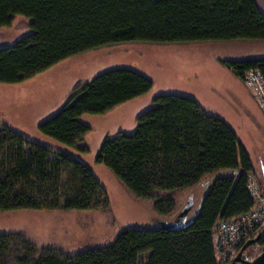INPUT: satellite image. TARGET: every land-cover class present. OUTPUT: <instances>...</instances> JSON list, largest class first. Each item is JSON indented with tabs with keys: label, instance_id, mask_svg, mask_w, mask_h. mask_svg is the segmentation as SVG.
Masks as SVG:
<instances>
[{
	"label": "trees",
	"instance_id": "16d2710c",
	"mask_svg": "<svg viewBox=\"0 0 264 264\" xmlns=\"http://www.w3.org/2000/svg\"><path fill=\"white\" fill-rule=\"evenodd\" d=\"M17 15L29 20L31 31L0 46V83H20L67 58L122 43L264 40V12L257 0H0V28L10 27ZM221 63L241 79L249 68L264 77V58ZM152 85L131 68L102 71L76 84L37 130L86 153L81 143L91 128L81 116L107 113ZM94 159L134 198L152 202L159 219L174 217L178 193L195 190L204 180L210 183L204 191L196 189L197 210L176 229L157 223L126 227L111 244L75 253L38 246L21 232H5L0 233V264H218V222L254 204L246 173L255 175V167L236 132L188 96H156L154 105L136 116L135 130L105 138ZM108 207L107 192L82 155L53 150L0 121V212ZM253 233L240 240L238 251L256 236L245 253L264 248V224Z\"/></svg>",
	"mask_w": 264,
	"mask_h": 264
},
{
	"label": "rangeland",
	"instance_id": "374dc122",
	"mask_svg": "<svg viewBox=\"0 0 264 264\" xmlns=\"http://www.w3.org/2000/svg\"><path fill=\"white\" fill-rule=\"evenodd\" d=\"M257 4L264 12V0H257ZM28 24L26 17L17 15L10 27L0 28V46L11 45L29 33ZM251 58H264V40L122 43L67 58L20 83H0V121L53 150L82 155L109 198V207L105 211L0 212V233L21 232L38 246L75 253L111 244L126 227L155 226L161 219L154 217L152 202L134 198L115 175L94 158L105 138H113L119 131L132 133L136 128V116L152 107L154 98L160 94H179L195 99L232 127L254 166L260 165L261 161L264 163V115L242 79L221 63L227 59ZM118 67L142 73L152 80V88L107 113L82 115L81 121L91 128L81 143L88 147V152L80 153L37 130L40 122L65 103L76 84ZM201 184L196 189H201ZM192 191L195 192L189 189L175 196L177 212ZM261 251L255 246L247 256L252 259Z\"/></svg>",
	"mask_w": 264,
	"mask_h": 264
},
{
	"label": "built area",
	"instance_id": "2783aa9c",
	"mask_svg": "<svg viewBox=\"0 0 264 264\" xmlns=\"http://www.w3.org/2000/svg\"><path fill=\"white\" fill-rule=\"evenodd\" d=\"M242 81L264 115V77L257 68L244 71ZM246 188L253 206L247 212L230 219H221L214 235V249L218 264H231L237 245L242 238L253 233L256 226L264 224V189L254 173H246ZM246 255L243 254V257Z\"/></svg>",
	"mask_w": 264,
	"mask_h": 264
},
{
	"label": "water",
	"instance_id": "95a60500",
	"mask_svg": "<svg viewBox=\"0 0 264 264\" xmlns=\"http://www.w3.org/2000/svg\"><path fill=\"white\" fill-rule=\"evenodd\" d=\"M262 175L264 178V168H262ZM193 209H194L193 197L192 194H189L185 204L180 208V210L174 215V217L171 220H163V219L158 220L157 225H159L160 228L167 230H172L181 227L186 223ZM257 239L258 237H255L245 242L244 245L237 252L236 256L233 258L231 264H264V248L256 257L252 259L243 257L244 250L252 243L256 242Z\"/></svg>",
	"mask_w": 264,
	"mask_h": 264
},
{
	"label": "crops",
	"instance_id": "0c3cea01",
	"mask_svg": "<svg viewBox=\"0 0 264 264\" xmlns=\"http://www.w3.org/2000/svg\"><path fill=\"white\" fill-rule=\"evenodd\" d=\"M251 59H254V58H251ZM254 167H255V176L258 177V183L260 184V186H262V189H263V187H264V178H263V175H262V168H264V163H262V161H261L260 165H255ZM258 167H259V170H258ZM259 178H260L261 181H259ZM209 183H210V180L209 179L208 180H204V182H202V184H201L202 185L201 186L202 187V190L201 191H204L205 186L207 184H209ZM194 191L196 192L197 190L195 189ZM190 194L194 195V192L192 191V192H190ZM197 207L198 206H196L194 204V209L193 210L196 211L197 210Z\"/></svg>",
	"mask_w": 264,
	"mask_h": 264
},
{
	"label": "bare ground",
	"instance_id": "6f19581e",
	"mask_svg": "<svg viewBox=\"0 0 264 264\" xmlns=\"http://www.w3.org/2000/svg\"><path fill=\"white\" fill-rule=\"evenodd\" d=\"M253 236H255V233H253ZM256 237H258V236H256ZM255 238V237H254Z\"/></svg>",
	"mask_w": 264,
	"mask_h": 264
}]
</instances>
